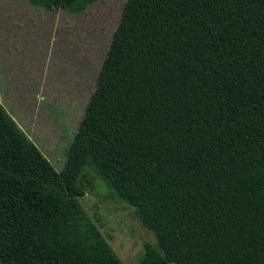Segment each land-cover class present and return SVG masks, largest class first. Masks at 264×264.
<instances>
[{"label": "trees", "instance_id": "obj_1", "mask_svg": "<svg viewBox=\"0 0 264 264\" xmlns=\"http://www.w3.org/2000/svg\"><path fill=\"white\" fill-rule=\"evenodd\" d=\"M85 169L151 232L139 264H264V0H125L58 172L0 105V264H121Z\"/></svg>", "mask_w": 264, "mask_h": 264}, {"label": "rangeland", "instance_id": "obj_2", "mask_svg": "<svg viewBox=\"0 0 264 264\" xmlns=\"http://www.w3.org/2000/svg\"><path fill=\"white\" fill-rule=\"evenodd\" d=\"M125 0H93L77 14L0 0V105L55 171L66 159ZM90 180L91 187L86 181ZM78 201L121 264L155 246L130 208L85 169Z\"/></svg>", "mask_w": 264, "mask_h": 264}]
</instances>
